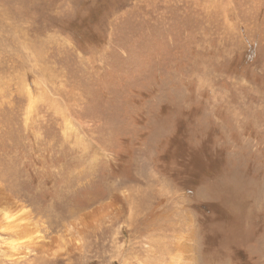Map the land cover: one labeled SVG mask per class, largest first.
<instances>
[{
  "label": "rangeland",
  "instance_id": "rangeland-1",
  "mask_svg": "<svg viewBox=\"0 0 264 264\" xmlns=\"http://www.w3.org/2000/svg\"><path fill=\"white\" fill-rule=\"evenodd\" d=\"M0 15V207L67 233L62 254L17 264H156L147 240L161 262L264 264V0H0Z\"/></svg>",
  "mask_w": 264,
  "mask_h": 264
},
{
  "label": "bare ground",
  "instance_id": "bare-ground-1",
  "mask_svg": "<svg viewBox=\"0 0 264 264\" xmlns=\"http://www.w3.org/2000/svg\"><path fill=\"white\" fill-rule=\"evenodd\" d=\"M5 7V6H4ZM3 7V8H4ZM6 11V10H5ZM3 11V12H5ZM7 12V11H6ZM7 14V13H6ZM1 16V15H0ZM12 22V20H11ZM15 23V22H14ZM5 27V26H4ZM4 49V48H3ZM12 52V51H11ZM1 55V53H0ZM11 57V56H10ZM8 58V57H7ZM17 66V65H16ZM23 67V66H22ZM1 71V70H0ZM9 78V77H8ZM5 80V79H4ZM9 80V79H8ZM11 80V79H10ZM24 79H22L23 81ZM15 81V80H14ZM20 81V80H19ZM10 83V82H9ZM18 83V82H17ZM11 84V83H10ZM21 88V87H19ZM12 90V88H11ZM20 90V89H19ZM31 90V89H30ZM18 94V92H17ZM21 94V93H19ZM13 95V93H12ZM2 96V95H0ZM33 96V93L31 95V97ZM34 98V97H33ZM33 98L31 100H33ZM35 99V98H34ZM30 100V99H29ZM37 101V100H36ZM35 100H33L34 104L36 102ZM1 104V103H0ZM2 105V104H1ZM66 146V145H65ZM60 168V167H59ZM61 170V169H60ZM54 176V175H53ZM2 188V187H0ZM12 196V195H11ZM3 199L8 201L11 200L10 197L8 196H3ZM14 199V197H13ZM18 201V200H17ZM19 203V202H18ZM4 204V203H3ZM15 205H12V209L11 208H5V207H0V217H1V221H0V238L2 240V244H3V248H4V255L5 260L7 261H11L13 264H17L21 261H26V260H30L28 259L29 257L33 256L36 260L39 259L41 261H44V259L46 257H50V256H58L61 253V250L63 248L67 249V233L64 236H59V240L57 242V244L55 243V238H52L53 236H51V238L48 240L47 238L44 237V234H42L40 232V228L35 229L33 231L28 230V225L33 224V222L31 221L30 218V214L29 212H24L18 209V205L16 203H14ZM24 205V204H23ZM108 206V205H106ZM111 206V205H110ZM26 207V206H25ZM102 208V209H101ZM99 208V210H97L95 212L94 215H90L88 213H85V215L83 214L82 219L80 220V223L82 224V226L80 228H78V231H80L81 233L87 231V228L90 227L88 224H90V220H94V218L96 217L97 220L99 219L100 216H103V211L106 209H108V207H101ZM112 208V207H111ZM94 210V209H93ZM110 210H108L107 212H109ZM90 212V211H89ZM92 212V211H91ZM94 213V212H93ZM137 213V212H136ZM188 213V212H187ZM186 213V215H187ZM82 215V214H81ZM188 217V216H186ZM193 218V217H192ZM195 221V220H194ZM100 222V221H99ZM95 223V221H94ZM97 223V222H96ZM194 224V222H193ZM34 225V224H33ZM93 225V224H92ZM91 225V227H92ZM191 225V224H190ZM35 226V225H34ZM194 226V225H193ZM46 227V226H45ZM49 227V226H48ZM148 227V226H147ZM182 227V226H181ZM192 227V226H191ZM36 228V226H35ZM195 228V227H194ZM191 230V229H190ZM198 230V229H196ZM2 231V232H1ZM195 231V230H194ZM9 234V238H4L3 236H1V233L3 234ZM40 232V233H39ZM197 232V231H196ZM193 233V230H192ZM195 233V232H194ZM198 234V232H197ZM140 235V234H139ZM193 235V234H192ZM191 235V236H192ZM199 235V234H198ZM160 236V235H159ZM47 237V236H46ZM162 237V236H161ZM188 236H185L184 238H187ZM47 239V240H46ZM154 239V238H153ZM193 240V239H192ZM196 241V239H195ZM54 242V243H53ZM73 242V241H71ZM70 242V244H71ZM134 242V241H133ZM132 242V243H133ZM141 243V241H139ZM48 243V244H45ZM130 243V242H129ZM146 245L143 246V252H147L146 254L150 257V255H153V257L156 258V261L158 260V262L156 264H181L180 263V257L179 255H171V259L168 263L166 262H161L159 257L160 255L165 251V249H161L160 251L155 250L154 246L152 244H150V241L147 240ZM163 243V242H162ZM1 244V243H0ZM53 244V245H52ZM78 244V243H77ZM164 244V243H163ZM176 246H180L181 248L186 244V241L184 240H177V243H175ZM130 245V244H129ZM1 246V245H0ZM74 246V245H73ZM142 246V245H140ZM123 245L120 246V248L123 249ZM158 247V246H156ZM190 248V247H189ZM192 248V247H191ZM74 250V249H73ZM136 250V249H135ZM184 250V249H183ZM191 250V249H190ZM65 251V250H64ZM67 251V250H66ZM178 252V251H177ZM180 252V251H179ZM182 252V251H181ZM180 252V253H181ZM188 252V251H187ZM191 252V251H190ZM151 253V254H150ZM182 255V254H180ZM188 256V255H187ZM190 257V256H189ZM188 259V258H187ZM34 259H32L33 261ZM131 260V259H130ZM191 261V260H190ZM37 262V261H36ZM34 262V263H36ZM126 262H128V260H126ZM150 263L152 262L149 261ZM11 263V264H12ZM33 263V264H34ZM129 263V262H128ZM154 263V261H153ZM26 264V263H25ZM103 264V263H102ZM183 264V263H182Z\"/></svg>",
  "mask_w": 264,
  "mask_h": 264
}]
</instances>
